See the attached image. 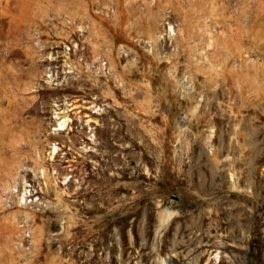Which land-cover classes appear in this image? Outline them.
<instances>
[{
    "label": "rangeland",
    "instance_id": "1",
    "mask_svg": "<svg viewBox=\"0 0 264 264\" xmlns=\"http://www.w3.org/2000/svg\"><path fill=\"white\" fill-rule=\"evenodd\" d=\"M0 264H264V0H0Z\"/></svg>",
    "mask_w": 264,
    "mask_h": 264
},
{
    "label": "bare ground",
    "instance_id": "2",
    "mask_svg": "<svg viewBox=\"0 0 264 264\" xmlns=\"http://www.w3.org/2000/svg\"><path fill=\"white\" fill-rule=\"evenodd\" d=\"M66 118H64V120H65ZM64 120H63V122H64Z\"/></svg>",
    "mask_w": 264,
    "mask_h": 264
}]
</instances>
